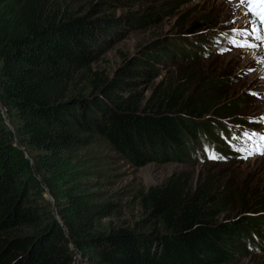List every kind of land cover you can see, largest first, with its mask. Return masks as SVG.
<instances>
[{"label": "trees", "instance_id": "trees-1", "mask_svg": "<svg viewBox=\"0 0 264 264\" xmlns=\"http://www.w3.org/2000/svg\"><path fill=\"white\" fill-rule=\"evenodd\" d=\"M91 14L66 0H0V103L17 128L15 142L0 110V264H76L75 248L90 250L91 264H219L241 253L242 242H264V216L249 210L221 216L232 193L220 195L210 181L193 187L177 172L136 192L146 231L115 224L95 230L96 218L113 215L115 204L101 195L91 200L74 189V178L66 180L77 146L102 134L130 161H182L203 133L216 135L223 125L218 114L207 119L174 110L184 99L185 107L199 106L205 94L192 99L163 84L147 99L136 95L125 80L148 57L125 59L112 77L92 68L114 21ZM176 35L175 50L190 52ZM197 45L194 51L204 47ZM163 46L147 55H172ZM121 83L128 93L120 92ZM18 142L44 160L38 170L50 181H66L61 194L53 191L54 202L43 195Z\"/></svg>", "mask_w": 264, "mask_h": 264}, {"label": "rangeland", "instance_id": "rangeland-1", "mask_svg": "<svg viewBox=\"0 0 264 264\" xmlns=\"http://www.w3.org/2000/svg\"><path fill=\"white\" fill-rule=\"evenodd\" d=\"M66 1L80 13L93 10L91 16L94 18L105 14L114 21L91 63L92 68L106 70L112 77L125 59L148 57L149 62L142 61L138 65L141 72L131 80L124 79L125 83L134 86L136 95L147 99L163 84L178 86L182 95L192 99L205 94L206 100L199 106L185 107L184 99L174 110L207 119L218 114L226 130L223 138L211 131L208 136L203 135L190 157L182 161H130L102 134H93L86 143L77 146L71 159L72 170L67 173L66 180L74 178L71 180L74 189L83 191L91 200H97L101 195V198L115 204L113 215L96 218L95 230L107 231L110 225L115 224L146 231L149 220L143 223L142 219L147 214L135 194L138 189L160 183L174 172L185 174L193 187L202 181H210L215 191H223L219 192L220 195L232 193L226 204L227 211L221 216L248 210L264 216V203H257L264 201V155L249 156L247 151L237 150L251 149L259 143L257 138L249 141L245 132L264 133V41L247 37L248 43L256 47H238L230 42L236 39L243 43L245 37L238 35V31L250 30L249 16L244 15V7L236 0ZM242 17L247 18L246 21L243 22ZM176 34L184 38L182 46L188 47L190 52L198 49L197 44L204 47L192 55H188L187 48L184 52L176 51L177 46L172 41L178 36ZM157 44H164V49L167 47L172 55L165 56L159 52V58L152 60L147 54ZM128 84L121 83V93L130 91ZM236 100L237 108H229ZM0 110L13 140L17 142V128H12L1 103ZM17 126L22 129L21 122H17ZM19 146L29 159L43 195L54 202L53 191L55 195L61 194L66 181L61 184L59 180L56 183L50 181L44 170H38V167H45L44 160L38 155L33 157L24 145ZM198 150L200 155L196 154ZM213 154L217 158H210ZM54 214L62 223L56 208ZM260 219L264 223V217ZM261 234L264 235V226ZM252 244L260 246L251 248ZM252 244L242 242L241 253L219 264H264V242L253 241ZM90 256V250L75 248L76 264H91Z\"/></svg>", "mask_w": 264, "mask_h": 264}, {"label": "snow or ice", "instance_id": "snow-or-ice-1", "mask_svg": "<svg viewBox=\"0 0 264 264\" xmlns=\"http://www.w3.org/2000/svg\"><path fill=\"white\" fill-rule=\"evenodd\" d=\"M240 5L245 7L244 11L245 16H249L247 21L250 26L249 29H243L238 31V35L245 37L244 42H238L236 39L231 40L230 42L234 46L238 47H256V45L249 44L247 37H254L258 41H264V0H240ZM244 135L249 141H253L254 138H257L259 143H255V146L251 149L238 148V151H247V155L260 154L264 155V133L245 132ZM210 158H217L213 154ZM244 158H247L245 156Z\"/></svg>", "mask_w": 264, "mask_h": 264}, {"label": "clouds", "instance_id": "clouds-1", "mask_svg": "<svg viewBox=\"0 0 264 264\" xmlns=\"http://www.w3.org/2000/svg\"><path fill=\"white\" fill-rule=\"evenodd\" d=\"M223 124H224V123L222 122V125H223ZM221 128H222V127H221ZM205 134L208 136V134H207L206 132H205ZM205 134H204V135H205ZM216 134L218 135V137H220V136L222 137V135H221L220 133H216ZM219 135H220V136H219ZM222 138H223V137H222ZM209 139H210V138H209ZM210 140H211V139H210Z\"/></svg>", "mask_w": 264, "mask_h": 264}, {"label": "bare ground", "instance_id": "bare-ground-1", "mask_svg": "<svg viewBox=\"0 0 264 264\" xmlns=\"http://www.w3.org/2000/svg\"><path fill=\"white\" fill-rule=\"evenodd\" d=\"M242 18H243V19H242V20H243V22H244V21H246V19H247V18H244V17H242ZM188 55H189V54H188ZM191 55H192V54H191Z\"/></svg>", "mask_w": 264, "mask_h": 264}]
</instances>
